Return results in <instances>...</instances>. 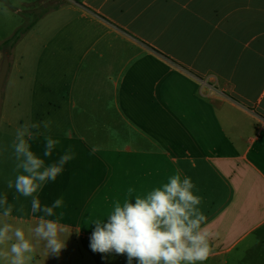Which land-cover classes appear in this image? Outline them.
<instances>
[{"label": "crops", "instance_id": "obj_1", "mask_svg": "<svg viewBox=\"0 0 264 264\" xmlns=\"http://www.w3.org/2000/svg\"><path fill=\"white\" fill-rule=\"evenodd\" d=\"M55 1L60 7L19 40L30 48L14 59L13 72L17 106L36 97L22 79L36 83L42 67L49 73L54 62L51 78L64 84L48 91L47 105L66 112L53 124L78 134L52 137L66 143L53 161L68 148L75 158L44 187L46 205L78 178L83 210L78 230L60 224L89 240L92 221L105 219L113 201L144 195L179 169L195 185L202 227L212 234L203 264H264V0ZM47 18L54 30L42 36L37 27ZM138 125L155 132L133 133ZM13 139L0 136V197L13 205L10 217L0 206V226L22 228L34 245L30 229L40 216L31 199L4 193L18 174ZM89 207L94 213L85 215ZM73 241L80 261L92 255L93 264H126L124 255L101 259ZM34 249L29 264H43Z\"/></svg>", "mask_w": 264, "mask_h": 264}, {"label": "clouds", "instance_id": "obj_2", "mask_svg": "<svg viewBox=\"0 0 264 264\" xmlns=\"http://www.w3.org/2000/svg\"><path fill=\"white\" fill-rule=\"evenodd\" d=\"M42 123L47 129L51 122ZM39 127L35 123L24 124L15 131L11 144L18 172L14 187L20 196L31 198L33 213L43 212L30 231L37 241L44 242L48 256L59 257L66 247L65 241L60 239L66 228L58 219L48 217L56 216L54 210L62 207L63 198L55 199L50 206L42 205L38 193L49 182L56 181L75 154L68 148L58 160L46 164L45 158L51 157L60 141L45 136L43 157L36 155L29 141L40 135L32 131ZM7 187L13 188L11 180ZM194 188L191 178H182L177 169L167 183L146 194L126 198L122 203L113 201L107 217L91 223L94 227L89 237L90 250L101 254V259L113 254L124 255L126 264H132L133 260L136 264H203L212 253L209 243L212 234L202 227L207 217L200 210L201 197L194 194ZM134 191L128 188V197H132ZM3 205H7L3 216L10 217L13 205L8 203L6 196L0 197V206ZM18 211L22 212L23 207ZM34 250L22 228H13L10 223L0 226V259L5 264H29Z\"/></svg>", "mask_w": 264, "mask_h": 264}, {"label": "rangeland", "instance_id": "obj_3", "mask_svg": "<svg viewBox=\"0 0 264 264\" xmlns=\"http://www.w3.org/2000/svg\"><path fill=\"white\" fill-rule=\"evenodd\" d=\"M60 4L61 6H63L62 3ZM59 7L60 5H56L55 0H0V44L3 41L8 40L17 29L27 25L29 22H32V24H34L33 27H35L42 19H44L43 17L46 14H48L49 12L56 11ZM51 21L52 18H47L46 20H44V22L37 27V33L41 34L42 36H45L46 34H49L52 29L54 30V26L52 27ZM59 26L60 25L57 24V28ZM33 27L30 29H33ZM28 31L26 33H28ZM18 42L11 48H7L6 50H0V65L3 59V52L7 53L9 60L8 72L2 87V107H0L2 109V112L0 114V136L3 134H9L11 136H14L16 129L24 124H39L40 127L38 129H32V131L34 133L39 132L40 135L36 136L34 140L29 141V143L31 144V150L33 152H36V150L41 149L45 144V136L66 137L68 135L76 136L78 133L76 131L75 126L71 127V125H67L66 123L60 124V122L58 124H53L59 121L62 112L66 113L64 110L62 111L59 109L49 108V106L47 105V99L49 97L48 91L58 90L64 85H62L61 79L51 78V75L52 73H54V69L56 68V64L54 62L51 72L49 73L43 72L46 69L48 70L49 68H40L41 73L36 76V83L30 81L27 82V80L25 81L24 79H22L23 86L27 88H35L38 96L36 95V97H34L32 100H27L26 98L23 102L19 104V106L16 105V94L14 95V59L19 55L20 52H22V50L30 48L29 46H24L23 44H20V42ZM45 52L46 49L43 50L42 54L44 55ZM45 74L47 75L45 76ZM77 112L78 111H74V113ZM44 121L51 122L47 129L43 126L42 122ZM9 124H11L10 127H8ZM84 128L85 130L89 129V127ZM117 128L118 130H121V132L119 133L124 132V129V133H132V130L127 126H119ZM167 129H170L171 132V128L166 127V133L168 132ZM136 132L147 133L155 131H150L149 129L143 126L138 125V127H134L133 133ZM61 144L66 146V143L64 144L61 142L56 146L54 152L50 157L51 159L53 158L52 161L54 160V158L58 157V155L56 154L57 152L55 153V151L59 150ZM38 156L43 157V154ZM19 174H22V171ZM16 176L17 174H15V177L10 178V180L14 183ZM60 176H62V174L58 177ZM7 182L8 181H6V183ZM81 182H83V180L81 181V179L78 178L70 179L69 182H65L68 184L63 187V193H61L60 190H58L56 193V199L60 197L63 198V205L61 208L54 210L56 216L48 218L58 219L59 223L63 222L70 228H77L78 230L77 214L79 211L82 212L83 206H81L80 203L78 205V200L76 197V188L73 187L79 186ZM54 183L49 182L48 185ZM69 189L70 191H72V194L69 193ZM46 191L47 190L43 188V190L38 193L42 205H46L47 203ZM4 193L8 197H19L24 200V197L20 196L16 192L14 185L12 189L8 188ZM28 199L30 200L31 198ZM60 211L63 212V217H59ZM93 213L94 212L91 207H89L85 211V215H92ZM38 215L43 216L44 214L43 212H38ZM37 223L38 222H33V228L36 226ZM73 232L74 233L66 231L65 233L61 234L60 239L64 240L65 244L68 242V244H66V247L61 251L59 257H55L52 255L48 256L44 247V242L37 241V238L33 233L34 245L38 256L41 258L43 264H93L91 259L92 255H86V258H84L83 261L78 260L79 257L75 253L77 244L74 243L73 239L75 238V240L79 242V246L83 245V248H85L86 250H90L89 240L80 238V231L73 230Z\"/></svg>", "mask_w": 264, "mask_h": 264}, {"label": "trees", "instance_id": "obj_4", "mask_svg": "<svg viewBox=\"0 0 264 264\" xmlns=\"http://www.w3.org/2000/svg\"><path fill=\"white\" fill-rule=\"evenodd\" d=\"M75 3L81 4L82 0H73ZM34 24L29 22L27 25L20 27L17 29L13 35L8 39L3 41L0 44V50H6L7 48L13 47L21 38L25 35V33L33 27Z\"/></svg>", "mask_w": 264, "mask_h": 264}, {"label": "water", "instance_id": "obj_5", "mask_svg": "<svg viewBox=\"0 0 264 264\" xmlns=\"http://www.w3.org/2000/svg\"><path fill=\"white\" fill-rule=\"evenodd\" d=\"M9 60L6 52H3V59L0 65V106L2 99V87L8 72Z\"/></svg>", "mask_w": 264, "mask_h": 264}]
</instances>
